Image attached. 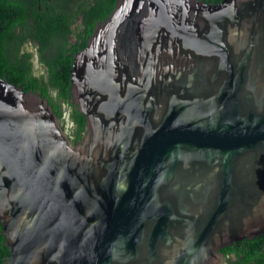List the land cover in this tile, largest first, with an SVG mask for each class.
<instances>
[{"label":"water","instance_id":"water-1","mask_svg":"<svg viewBox=\"0 0 264 264\" xmlns=\"http://www.w3.org/2000/svg\"><path fill=\"white\" fill-rule=\"evenodd\" d=\"M70 94L78 142L0 79L2 264H219L264 233V0H116Z\"/></svg>","mask_w":264,"mask_h":264},{"label":"flooded vegetation","instance_id":"flooded-vegetation-1","mask_svg":"<svg viewBox=\"0 0 264 264\" xmlns=\"http://www.w3.org/2000/svg\"><path fill=\"white\" fill-rule=\"evenodd\" d=\"M204 1L214 3L220 0ZM85 3V0H68V4L62 6L57 0H0V79L38 94L42 93L39 88L46 86L54 101L68 104L58 96L55 88H51L53 77L50 68L58 71L59 81L70 87L73 56L84 48L94 25L98 22L92 29L86 26L84 20L88 9L81 10ZM90 4H93L92 0ZM52 16L54 27H50V33L47 31L48 27L43 24L45 20H51ZM63 67L67 68V75L59 74ZM51 91L55 94L52 95ZM46 99L52 106L50 99ZM60 108L62 117L59 120L64 122L61 105ZM71 123L73 129L67 135L73 142H78L81 137L76 138L72 119ZM63 128L65 129V126ZM240 250L255 251L253 264H264V233L223 247L220 250L222 254L219 264H239L237 254Z\"/></svg>","mask_w":264,"mask_h":264},{"label":"trees","instance_id":"trees-1","mask_svg":"<svg viewBox=\"0 0 264 264\" xmlns=\"http://www.w3.org/2000/svg\"><path fill=\"white\" fill-rule=\"evenodd\" d=\"M57 1H59L62 6L68 4V0H57ZM90 1L91 0H85L86 3L84 7L81 6V10L88 9V11L85 12L86 20H84V23L86 24V26L92 29L93 25L97 21L99 22L106 18V16L110 13L112 8L114 7L116 0H92L93 4H90ZM53 22L54 19L52 16L51 20L49 19L45 20L43 24L48 27L47 31H49L50 33H52L51 31L52 29L50 27L51 26L54 27ZM66 69H67L66 67H63V69L59 71V74L67 75L68 72L66 71ZM50 71L53 77V80H51L50 82V85L52 86L51 88L52 89L55 88L58 92V96H61L70 105L71 110L69 116L72 119L73 123L75 124V129H74L75 136L76 138L82 137L81 133L84 131L85 120H84V116L78 111V109H76V105H74V103L71 101L72 97L70 95V87L67 84H63L59 81V79L57 78L58 71L53 70L52 67L50 68ZM39 91L42 92L41 93L42 97H46L50 99V103L52 104V109L54 110L57 117L60 119L62 117L60 104L58 101H54L53 97L50 95L49 88L43 86L39 88ZM0 231H1V225H0ZM258 253L260 254V250H258ZM8 255H9L8 247L5 246L4 237L0 233V264L3 263L5 257H7ZM255 255H256L255 251L253 252V250H240L237 254L239 264H253V258Z\"/></svg>","mask_w":264,"mask_h":264},{"label":"rangeland","instance_id":"rangeland-1","mask_svg":"<svg viewBox=\"0 0 264 264\" xmlns=\"http://www.w3.org/2000/svg\"><path fill=\"white\" fill-rule=\"evenodd\" d=\"M51 94L54 95L55 92L54 91H51ZM61 107H62V110H63V119H64V122H62L63 124H65V132L67 134H70L72 129H73V124L71 123V119L69 118V112H70V105L69 104H65V102H59ZM63 121V120H62Z\"/></svg>","mask_w":264,"mask_h":264}]
</instances>
